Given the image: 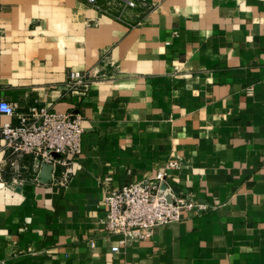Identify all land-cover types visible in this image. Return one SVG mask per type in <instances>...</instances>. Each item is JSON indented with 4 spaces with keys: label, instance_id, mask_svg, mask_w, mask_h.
<instances>
[{
    "label": "crops",
    "instance_id": "0c3cea01",
    "mask_svg": "<svg viewBox=\"0 0 264 264\" xmlns=\"http://www.w3.org/2000/svg\"><path fill=\"white\" fill-rule=\"evenodd\" d=\"M0 101L83 117L69 173L0 156V264H264V0H0ZM178 156L210 208L113 253L107 193Z\"/></svg>",
    "mask_w": 264,
    "mask_h": 264
},
{
    "label": "built area",
    "instance_id": "2783aa9c",
    "mask_svg": "<svg viewBox=\"0 0 264 264\" xmlns=\"http://www.w3.org/2000/svg\"><path fill=\"white\" fill-rule=\"evenodd\" d=\"M88 2L95 5L96 0ZM103 78L107 77L101 76ZM93 80L91 74L70 71L65 89L69 93L84 94ZM0 116L16 118L15 124L0 121V156L9 168L16 171L22 159L31 157L35 171L33 179L37 183L41 166L51 167L54 173L62 165L71 172L69 165L81 152L83 117L80 114L51 112L45 106H31L17 114L14 104L0 101ZM182 166V158L178 156L154 177L107 193L104 198L106 212L101 223L105 236L117 239L111 248L113 253L119 252L120 247L150 238L156 227L179 223L184 213H201L210 208L207 203L178 193L167 184L170 172Z\"/></svg>",
    "mask_w": 264,
    "mask_h": 264
},
{
    "label": "water",
    "instance_id": "95a60500",
    "mask_svg": "<svg viewBox=\"0 0 264 264\" xmlns=\"http://www.w3.org/2000/svg\"><path fill=\"white\" fill-rule=\"evenodd\" d=\"M50 171H51L50 167L42 166L39 177H42L44 174V177L42 179L43 181H47L49 179Z\"/></svg>",
    "mask_w": 264,
    "mask_h": 264
}]
</instances>
